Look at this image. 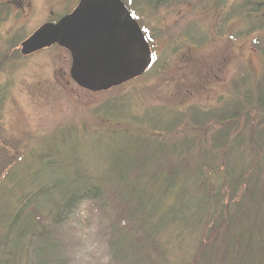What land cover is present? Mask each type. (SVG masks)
Returning <instances> with one entry per match:
<instances>
[{
	"label": "rangeland",
	"instance_id": "374dc122",
	"mask_svg": "<svg viewBox=\"0 0 264 264\" xmlns=\"http://www.w3.org/2000/svg\"><path fill=\"white\" fill-rule=\"evenodd\" d=\"M77 2L0 0V203L10 204L16 193L24 196L42 178L65 188L73 168L87 178L111 173L120 156L126 162L118 171L152 173L156 164L138 170L134 159L144 156L143 143L147 146L155 139L172 145V150L182 145L189 152L176 161L168 151L157 149L156 143L146 156L152 162L159 160L160 175L177 169L180 193L187 189L188 198L199 196L202 188L192 191L184 185V178L197 166L202 168L199 177L207 176L209 185L214 181L210 177L225 167L219 164L216 171L205 170L197 162L212 158L202 151L215 142L222 127L215 123L200 127L192 114L210 113L233 99L234 85L260 78L264 71V15L252 11L249 16L248 7L253 4L249 0H127L148 38L154 60L137 78L89 91L70 78L71 58L66 49L53 45L30 56L19 52L22 40L42 23L70 12ZM173 114H183V124L180 121L182 125L171 131L140 125H169L175 119ZM133 116L137 117L131 124ZM254 151L251 149L257 161L264 159ZM43 158H52V163L45 164ZM36 202L47 201L41 197ZM2 205L0 213L6 211ZM111 218L112 214L88 201L70 211L55 227L59 264H124L110 247ZM43 219L36 213V220L46 224ZM202 223L193 224L190 232L185 223L162 230L156 235L159 249L152 251L159 256L150 254L149 264H202V256L213 255L209 246L205 247L208 253H196V242L205 241L197 229ZM177 226L181 231L177 232ZM122 230L130 231L126 226ZM215 262L222 263V254Z\"/></svg>",
	"mask_w": 264,
	"mask_h": 264
},
{
	"label": "trees",
	"instance_id": "16d2710c",
	"mask_svg": "<svg viewBox=\"0 0 264 264\" xmlns=\"http://www.w3.org/2000/svg\"><path fill=\"white\" fill-rule=\"evenodd\" d=\"M249 1H253L248 7L249 16L252 11L264 15V0ZM241 83L244 84L234 85L236 92L231 101H224L206 115L199 112L201 116L194 117L192 114V120L200 127L206 123L222 127L215 142L207 151H202L212 158L197 162L204 165L205 170L216 171L219 164L225 167L210 177H214V181L209 185L207 176L199 177L202 168L197 166L196 171H189L184 178V185L194 189L192 191L201 187L202 194L188 198L187 189L180 193L176 187L180 180L177 169H167L164 175H160L162 165L157 164L159 160L152 162L146 156L150 147L158 143L157 149L168 151L170 156L167 155L177 161L189 154L182 145L175 151L172 145L157 139L147 146L141 143L145 154L134 159L137 162L135 168L141 170L154 163L157 167L152 173L128 175L118 171L126 162L120 156L114 166L117 169L111 173L87 178L81 170L73 168L75 171L71 172L65 188H57L47 178H42L38 185L28 187L31 189L24 196L16 193L10 204L2 205L1 202L6 211L0 213V264H59L55 227L60 226L69 212L83 201L95 203L100 211L113 215L110 247L113 255L124 264H149L150 254L156 255L153 249H159L156 235L171 224L185 223L188 227L186 221L190 219L197 225L204 222L197 229L205 241L196 242V253L207 252L206 246L213 252V255L201 257L202 264H215L220 254V264H264V159L257 161L258 158L251 153V149H255L264 155V71L254 83L246 84L245 80ZM108 111L111 112L112 108L108 107ZM171 116L175 119L169 125L147 122L140 125L165 131L179 128L183 124V114ZM135 117L130 118L131 124H134ZM199 152L195 153L198 155ZM195 153L190 152V155ZM41 161L51 164L52 158ZM227 163L229 165H224ZM44 179L45 183L42 182ZM41 197L47 202H36ZM169 201L171 203L166 206ZM36 213L45 217L43 220L47 223H39ZM193 224L189 232L194 231ZM125 226L130 231L124 232ZM176 230L181 231L178 226ZM206 240L212 241L208 243Z\"/></svg>",
	"mask_w": 264,
	"mask_h": 264
},
{
	"label": "water",
	"instance_id": "95a60500",
	"mask_svg": "<svg viewBox=\"0 0 264 264\" xmlns=\"http://www.w3.org/2000/svg\"><path fill=\"white\" fill-rule=\"evenodd\" d=\"M58 45L71 58L70 78L99 91L144 73L151 54L140 27L120 0H79L54 22H45L20 43L29 55Z\"/></svg>",
	"mask_w": 264,
	"mask_h": 264
},
{
	"label": "flooded vegetation",
	"instance_id": "af4514ba",
	"mask_svg": "<svg viewBox=\"0 0 264 264\" xmlns=\"http://www.w3.org/2000/svg\"><path fill=\"white\" fill-rule=\"evenodd\" d=\"M123 3H124V5L128 8V10H129V6H128V4H127V0H121Z\"/></svg>",
	"mask_w": 264,
	"mask_h": 264
}]
</instances>
